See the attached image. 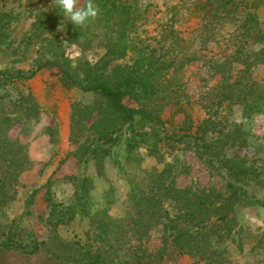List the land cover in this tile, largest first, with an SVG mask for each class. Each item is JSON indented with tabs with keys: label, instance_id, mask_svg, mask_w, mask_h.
Wrapping results in <instances>:
<instances>
[{
	"label": "rangeland",
	"instance_id": "1",
	"mask_svg": "<svg viewBox=\"0 0 264 264\" xmlns=\"http://www.w3.org/2000/svg\"><path fill=\"white\" fill-rule=\"evenodd\" d=\"M251 1L139 0L134 14L144 18L137 21L138 32H133L127 53L111 60L104 75L116 81L141 55L152 53L177 63L192 53H226L229 39L234 38L233 23L217 20L220 42L216 39L202 49L204 30L210 24L203 12L245 8ZM85 3L79 0L77 7ZM259 14L264 25V0ZM98 19L97 14L87 22L96 24ZM70 25L57 0H0V247L12 230L26 241L46 240L44 250L68 264L75 263L83 250L94 255L109 251L113 263L147 264L139 257L145 251L152 264H264V203L236 204L234 224L218 228L224 234L219 246L227 247L223 263L210 258L196 263L195 256L172 245L160 257L169 236L156 217H142L136 205V190L156 194V185L168 183V176L176 177L177 187L192 194L210 188L224 191V176L208 168L195 143L174 141L169 146L164 132L175 137L183 133L185 116L175 112V102L195 99L208 89L213 93L216 78L203 80L207 74L199 69V62H188L158 79L163 90L157 99L127 98L130 106L156 109L165 120L164 125L133 126L146 130L161 147L160 153H151L145 145L129 150L128 140L135 133L128 129L129 123L100 93L79 86L78 82L90 83L82 71L74 74L80 63H98L103 47L98 41L88 49L74 43ZM35 70L33 78H23ZM252 77L264 83V63L255 67ZM220 112L231 123L242 125L252 147L264 150L263 113L246 118L239 105L231 108L227 102ZM191 113L195 119L205 115L200 108ZM106 133L118 137L112 146L101 138ZM98 145L110 146L111 153ZM161 199L163 209L174 216L179 210L176 202ZM140 215V224H135Z\"/></svg>",
	"mask_w": 264,
	"mask_h": 264
},
{
	"label": "trees",
	"instance_id": "2",
	"mask_svg": "<svg viewBox=\"0 0 264 264\" xmlns=\"http://www.w3.org/2000/svg\"><path fill=\"white\" fill-rule=\"evenodd\" d=\"M261 1L252 0L245 8L235 6L236 8L204 10L203 19L210 24L204 30L201 48H208V44L216 39L220 42L217 20L223 19L224 23L228 21L234 25V38L229 39V50L226 53L220 56L192 53L178 63L176 59L167 58L164 54L162 56L152 53L150 57L141 55L137 64L120 73L116 81L108 79L104 70L115 57L127 53L131 38L136 35L133 32H138L137 21L144 18L141 13L134 14V7L139 0H94L98 8L97 23L89 21L82 26L70 25L69 33L74 43L88 49L98 41L100 47H103L104 52L98 63H80L75 67L74 74L79 75L82 71L90 83L83 85L78 82L79 86L100 93L108 106L123 121L129 123L128 129L135 132L128 140L129 150L145 145L150 148L151 153H160L161 147L149 137L148 132L143 129L134 130L133 126L140 122L164 125L165 120L156 109L130 106L126 103L127 98L145 102L157 99L163 90V87L158 86V79L188 62H199V69L207 74L202 75L203 80L216 78V83L212 86L213 93L208 89L195 99L175 102V112L185 116L183 124L186 126L183 133L175 137L168 130L164 132L169 146H174V141L195 143L198 155L208 168L213 173L224 176V191L210 188L206 192L192 194L189 189L177 187L176 177L170 176L168 183L163 181L156 185V194L136 190V205L140 207L142 217L145 214L156 217V222L164 226L169 236L159 251L160 257L168 252L167 246L172 245L182 253L195 256L196 263L206 258L218 263L226 262L227 247L219 246L224 240V234L218 232V228H229L234 224L236 218L233 210L236 204L264 203V150L258 146L252 147L242 125L231 123L230 118L220 112L227 102L231 108L232 105H239L246 118H251L256 113L264 114V83L252 77L255 67L264 63V25L259 14ZM169 34L174 37L173 31ZM102 37L104 39L99 40ZM36 73L35 70L23 78L31 79ZM195 108L203 109L204 117H197L196 120L191 113ZM101 138L104 142L110 141L111 146L118 139L110 133L102 135ZM98 146L105 153H111L110 146ZM259 192L262 193L259 195ZM162 197L176 202L179 210L174 216L163 209ZM141 215L136 218L135 224H140ZM17 235L10 230L7 239L1 242L0 251L14 249L34 254L46 247V240L32 238L26 241ZM263 239L262 236L261 240ZM239 243V248L242 249V243ZM68 247L72 249V245ZM108 253L109 251H100L94 255L90 250L79 251L81 257H75L76 262L73 264H129L128 261L111 262ZM52 257L62 264H68L54 252ZM139 257L146 260L147 264H152L145 251Z\"/></svg>",
	"mask_w": 264,
	"mask_h": 264
},
{
	"label": "crops",
	"instance_id": "3",
	"mask_svg": "<svg viewBox=\"0 0 264 264\" xmlns=\"http://www.w3.org/2000/svg\"><path fill=\"white\" fill-rule=\"evenodd\" d=\"M0 264H62L46 250L41 249L37 253L27 254L14 249L0 251Z\"/></svg>",
	"mask_w": 264,
	"mask_h": 264
},
{
	"label": "clouds",
	"instance_id": "4",
	"mask_svg": "<svg viewBox=\"0 0 264 264\" xmlns=\"http://www.w3.org/2000/svg\"><path fill=\"white\" fill-rule=\"evenodd\" d=\"M57 3L72 25H84L98 14L94 0H86L84 7H77L79 0H57Z\"/></svg>",
	"mask_w": 264,
	"mask_h": 264
}]
</instances>
